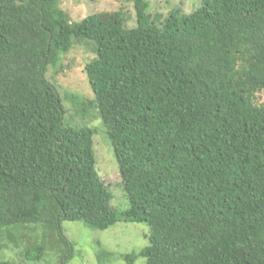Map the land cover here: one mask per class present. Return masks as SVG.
Listing matches in <instances>:
<instances>
[{
	"label": "trees",
	"instance_id": "obj_1",
	"mask_svg": "<svg viewBox=\"0 0 264 264\" xmlns=\"http://www.w3.org/2000/svg\"><path fill=\"white\" fill-rule=\"evenodd\" d=\"M119 1L133 4L135 28L115 13L71 21L59 0H0V253L5 242L25 264L51 252L66 264L63 222H124L149 231L128 264H264V0H203L167 16ZM76 42L95 49L85 73L122 212L96 169L98 131L66 122L47 78Z\"/></svg>",
	"mask_w": 264,
	"mask_h": 264
},
{
	"label": "rangeland",
	"instance_id": "obj_2",
	"mask_svg": "<svg viewBox=\"0 0 264 264\" xmlns=\"http://www.w3.org/2000/svg\"><path fill=\"white\" fill-rule=\"evenodd\" d=\"M147 1L154 14L159 13L165 16L176 7L190 14L203 2V0ZM59 2L61 9L74 22H79L90 15L115 13L127 17V28L137 26L136 12L132 3L119 0H59ZM95 58L96 53L92 44L76 42L72 50L61 58L57 67L49 68L47 78L57 86L60 92L66 110V122L72 126L88 125L98 131V134L94 136L96 169L112 193L111 207L122 212L129 207V201L122 183L119 165L112 146L104 134L98 113L90 103L94 100V95L86 77L85 67ZM70 97H79V102L75 103ZM257 103L264 105V92L257 95ZM62 231L71 243L69 252L71 258L66 264H98V257L103 256V252L106 254L107 264H128L125 255L137 254L149 244V231L143 224L119 222L108 230L100 231L89 229L79 222L65 221L62 223ZM3 247L7 248L0 253L2 258L25 264L21 249H16L12 244L5 242ZM33 264L62 263L60 256L51 252L44 261ZM134 264H145V261L138 258Z\"/></svg>",
	"mask_w": 264,
	"mask_h": 264
}]
</instances>
